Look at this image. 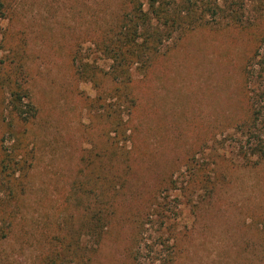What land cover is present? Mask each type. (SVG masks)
Segmentation results:
<instances>
[{
	"label": "rangeland",
	"instance_id": "1",
	"mask_svg": "<svg viewBox=\"0 0 264 264\" xmlns=\"http://www.w3.org/2000/svg\"><path fill=\"white\" fill-rule=\"evenodd\" d=\"M4 1L7 13L0 19V37L5 48L0 59L7 54L22 58L40 112L27 129V150L35 149L30 187L20 201L18 224L0 238V264H38L50 246L47 235L59 236L69 226H78L68 217L74 205L68 203L67 189L84 164L82 156L94 142H104L101 130L122 100L115 91L106 100L98 99L100 88L112 85L111 80L101 87L80 81L72 66L77 54L108 70L109 61L96 48L97 34L115 21L122 0ZM245 15L250 20L255 16L250 1ZM220 23L167 42L147 76L135 72L139 102L136 109L125 103L124 118H133L130 125L139 126L136 136L143 144L139 153L148 152L155 169L150 175L145 170L143 194L164 172L173 173L182 189L188 179V156L196 155L216 170L217 191L209 202L198 203L201 192L192 203L177 190L159 194L161 201L166 198L162 220L177 226V264H264V244L257 243L264 237V160L249 154L248 135L235 125L247 107L242 69L254 42L240 28H224L223 19ZM250 95H256L264 108V79L251 85ZM8 97L0 91V142L5 136L6 147L12 144L4 135ZM25 128L19 125L17 136ZM110 129L114 135L116 123ZM133 193L140 190L128 191L126 209L130 199L139 200L141 207L146 204L147 198L143 202ZM1 199H7L6 184L0 186ZM160 221L154 214L147 225L141 244L143 264H160L166 254L159 238L166 240L168 235ZM134 232L132 225L116 223L93 264H132L128 249ZM82 240L90 245L87 235Z\"/></svg>",
	"mask_w": 264,
	"mask_h": 264
},
{
	"label": "trees",
	"instance_id": "2",
	"mask_svg": "<svg viewBox=\"0 0 264 264\" xmlns=\"http://www.w3.org/2000/svg\"><path fill=\"white\" fill-rule=\"evenodd\" d=\"M249 1L255 5V16L251 20L245 18ZM6 11V2L0 0V19L6 16ZM115 16V21L101 30L96 40L97 50L110 63L108 70L77 54L73 57L72 66L80 81L101 87L103 82L111 80L112 85L109 83L107 88H100L98 99L106 100L105 96L115 91L123 95L122 100L116 104L118 110L113 116L109 115L104 130H101L104 142L101 145L94 142V148L82 156L84 164L73 179L72 187L67 189L68 203L74 205V211L68 217L78 221V226L70 228L65 217L69 229L59 236H46L50 246L38 259V264H93L104 238L116 223L130 224L135 228L128 256L132 264H143L141 244L154 214L160 217V227H164L168 235L166 240L159 238L160 245L166 248L160 264H177V226L175 223L165 224L162 220L166 198L161 201L159 194L163 190H177L192 203L194 195L201 192L203 196L198 203L209 202L217 191L216 170L207 163H201L196 155L188 156V179L182 189L178 188L179 180L173 173L164 172L159 173L158 184L143 194L145 170H149L150 175L155 169L149 153H139L143 147L136 136L139 126L130 125L133 118L131 121L124 118L125 103L136 109L139 102L136 85L140 80L135 77V72L147 76L162 58L161 51L169 41L180 40L199 28L220 25L222 19L224 28H240L242 35L252 37L254 47L242 69L247 107L235 125L236 129L248 135L249 154L259 155L260 161L264 160V108L259 104L257 94L250 95L251 85L264 79V0H122L120 11ZM4 41V37H0V51L5 48ZM19 58L14 56L11 59L7 54L0 59V91L9 95L4 135L8 134L6 139L12 141L8 147L5 146V136L0 142V186L6 184L7 187V199L0 200L1 239L6 238L7 230L18 224L20 201L30 187L29 174L35 149L27 150V140H30L27 129L40 112L30 86V72ZM114 123L117 129L112 135L114 132L110 127ZM22 124L26 128L17 136L16 128ZM244 154L246 158L247 152ZM136 189L140 193L131 195L142 197L140 200L143 202L147 198L146 204L141 207L139 200L130 199V206L126 209V195ZM67 205H64L65 210H68ZM83 235H87L90 245L84 244ZM171 240L173 244H170ZM257 243L264 244V237Z\"/></svg>",
	"mask_w": 264,
	"mask_h": 264
}]
</instances>
